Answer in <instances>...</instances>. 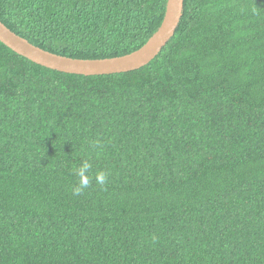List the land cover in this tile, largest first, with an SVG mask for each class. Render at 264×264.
Here are the masks:
<instances>
[{"label": "trees", "instance_id": "16d2710c", "mask_svg": "<svg viewBox=\"0 0 264 264\" xmlns=\"http://www.w3.org/2000/svg\"><path fill=\"white\" fill-rule=\"evenodd\" d=\"M166 3L0 0V23L104 60L144 46ZM0 264H264V0H184L166 46L122 74L0 43Z\"/></svg>", "mask_w": 264, "mask_h": 264}, {"label": "water", "instance_id": "95a60500", "mask_svg": "<svg viewBox=\"0 0 264 264\" xmlns=\"http://www.w3.org/2000/svg\"><path fill=\"white\" fill-rule=\"evenodd\" d=\"M184 0H167L163 21L139 50L119 58L75 60L41 50L0 23V43L31 63L63 74L84 77L108 76L138 70L148 65L173 37L183 12Z\"/></svg>", "mask_w": 264, "mask_h": 264}, {"label": "clouds", "instance_id": "9594fccd", "mask_svg": "<svg viewBox=\"0 0 264 264\" xmlns=\"http://www.w3.org/2000/svg\"><path fill=\"white\" fill-rule=\"evenodd\" d=\"M90 168L91 165L87 161H84L82 165L78 169H76V175L79 176L80 180H79V185L73 190V193L75 195H79L84 188L88 187L89 179L86 174L88 173ZM96 179L99 183L101 184L104 183L105 181L104 173L102 172L98 173Z\"/></svg>", "mask_w": 264, "mask_h": 264}]
</instances>
